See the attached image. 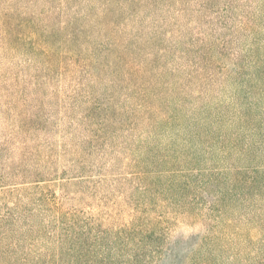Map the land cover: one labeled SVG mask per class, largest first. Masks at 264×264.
<instances>
[{
	"label": "rangeland",
	"instance_id": "obj_1",
	"mask_svg": "<svg viewBox=\"0 0 264 264\" xmlns=\"http://www.w3.org/2000/svg\"><path fill=\"white\" fill-rule=\"evenodd\" d=\"M15 13L81 34L52 60L0 33V264H264V0Z\"/></svg>",
	"mask_w": 264,
	"mask_h": 264
},
{
	"label": "trees",
	"instance_id": "obj_2",
	"mask_svg": "<svg viewBox=\"0 0 264 264\" xmlns=\"http://www.w3.org/2000/svg\"><path fill=\"white\" fill-rule=\"evenodd\" d=\"M39 19L40 17L37 15L25 16L18 13L6 16L0 20V33L2 40L11 48L18 47L21 50L29 51L31 53H38L41 56L43 55L45 58H53L52 60H54V57H59L60 59H75L79 53L78 49L72 44V41H75V37L81 34L80 30L71 25L69 29H67L68 31L66 36V32L64 33L59 27H57L56 30L42 27ZM118 59L120 60V58ZM79 62L80 61L75 62L74 65H78ZM124 65L127 67V69H130L127 61H125ZM34 181L37 184L38 180ZM48 194L49 192L46 191L45 193H42V197L48 203H51V205L59 208L60 204L62 203L56 199L55 195H50V197H47ZM221 195H223V193H221ZM5 217L7 216L0 218V228L3 225V222L7 221ZM86 224L87 223L84 224V227ZM142 230L145 231L143 236L145 238L153 235V230L150 229L148 225H144ZM73 236L74 235H72L66 227L61 239H72ZM70 250H72L71 252H78V247L75 245H70L65 249V251ZM62 251L63 250L60 252ZM175 257L176 255L172 256V264ZM61 259H64V254L58 253L57 255H49L36 263L61 264ZM79 261L80 263H78ZM70 264H92V262L83 258V254H78L72 259Z\"/></svg>",
	"mask_w": 264,
	"mask_h": 264
}]
</instances>
